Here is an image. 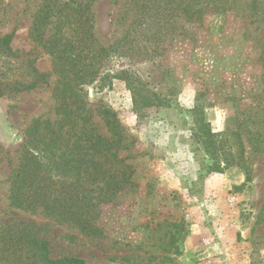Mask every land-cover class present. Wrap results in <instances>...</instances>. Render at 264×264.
<instances>
[{
  "label": "rangeland",
  "instance_id": "rangeland-1",
  "mask_svg": "<svg viewBox=\"0 0 264 264\" xmlns=\"http://www.w3.org/2000/svg\"><path fill=\"white\" fill-rule=\"evenodd\" d=\"M45 1L0 0V36L10 35L21 78L30 66L40 77L0 96V264H43L34 240L46 241L52 260L83 264H264V0H92L93 36L113 48L81 97L95 132L113 140L103 167L118 182L96 202L97 234L10 200L33 120L60 117L54 58L30 35ZM55 31L71 33L63 11L47 25ZM123 72L140 78L153 104L134 109ZM103 108L115 112L117 141ZM204 124L229 138L235 162L209 168L196 131Z\"/></svg>",
  "mask_w": 264,
  "mask_h": 264
},
{
  "label": "trees",
  "instance_id": "trees-1",
  "mask_svg": "<svg viewBox=\"0 0 264 264\" xmlns=\"http://www.w3.org/2000/svg\"><path fill=\"white\" fill-rule=\"evenodd\" d=\"M91 2L46 0L33 16L30 35L53 56L54 69L59 75L54 96L60 117L53 122L33 120L23 141L21 163L12 175L10 200L17 207L30 210L41 208L46 214L75 223L89 234H97L99 229L94 223L96 202L109 199L118 182L113 173L103 167L104 161L116 155L115 151H110L113 140L95 132L86 117L81 97V85L98 76L101 61L113 48L102 46L93 36L88 24ZM251 5H255V0ZM185 6L183 10L189 13L192 7ZM61 11L71 26L70 35L66 37L59 31L46 34L51 18ZM9 39V34L0 36V96L7 91L28 90L40 78L32 66L30 75L27 73L28 79L21 78L23 73L18 71L19 61L12 53ZM262 66L264 93V62ZM121 77L131 90L135 110L153 104L150 94L143 90L140 78L124 72ZM156 103L164 104L162 100ZM101 112L108 131L118 136L116 141L119 140L121 127L115 112L108 108H103ZM196 131H199V140L212 160L211 170H220L223 162L226 165L235 162L233 155L227 151L228 137L216 139L217 134L205 124L199 125ZM235 143L237 154L242 158L244 146L238 136ZM46 244L45 240H34L32 245L38 247L43 264H83L76 257L50 259Z\"/></svg>",
  "mask_w": 264,
  "mask_h": 264
}]
</instances>
